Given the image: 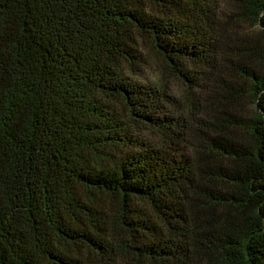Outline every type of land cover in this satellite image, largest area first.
<instances>
[{"label": "trees", "instance_id": "1", "mask_svg": "<svg viewBox=\"0 0 264 264\" xmlns=\"http://www.w3.org/2000/svg\"><path fill=\"white\" fill-rule=\"evenodd\" d=\"M0 264H264V0H0Z\"/></svg>", "mask_w": 264, "mask_h": 264}, {"label": "rangeland", "instance_id": "2", "mask_svg": "<svg viewBox=\"0 0 264 264\" xmlns=\"http://www.w3.org/2000/svg\"><path fill=\"white\" fill-rule=\"evenodd\" d=\"M142 79L146 78V79H154V70L151 66V64L142 72ZM174 88H178V86L175 84Z\"/></svg>", "mask_w": 264, "mask_h": 264}]
</instances>
